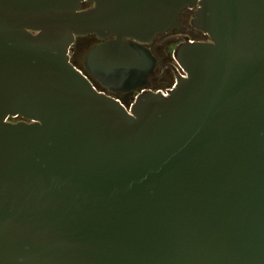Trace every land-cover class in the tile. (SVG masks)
Wrapping results in <instances>:
<instances>
[{
  "label": "water",
  "instance_id": "1",
  "mask_svg": "<svg viewBox=\"0 0 264 264\" xmlns=\"http://www.w3.org/2000/svg\"><path fill=\"white\" fill-rule=\"evenodd\" d=\"M0 264H264V0H0Z\"/></svg>",
  "mask_w": 264,
  "mask_h": 264
},
{
  "label": "flooded vegetation",
  "instance_id": "2",
  "mask_svg": "<svg viewBox=\"0 0 264 264\" xmlns=\"http://www.w3.org/2000/svg\"><path fill=\"white\" fill-rule=\"evenodd\" d=\"M93 6L88 3H83L81 5V11L88 10L92 8ZM196 12L195 10H188L186 9L181 13V18L179 20V24L181 29L175 30V31H168L163 35L157 36L152 43L145 45V47L152 53V55L157 60V67L154 72V77L150 80V85L147 89H145L143 92H154V93H167L169 90H171L175 83V72L173 67L176 66V62L173 59V52L171 53V48L174 47V50L177 46L180 44L186 42L187 40L191 42H208V38L201 34L200 32L196 31L192 26L191 22L194 18V14ZM92 39L96 45L101 44L103 41H100L96 39L95 37H87ZM87 38H79V39H87ZM78 40V39H77ZM92 47V48H94ZM73 48V47H72ZM72 51V49H71ZM71 53V52H70ZM85 67V65H84ZM96 86V89L100 92H103L120 103H124L126 100L125 95H113L108 92H106L104 89H102L98 84L94 83ZM141 92H135L131 94L130 97V103L132 100L136 99V97ZM14 123L20 122V120L11 121Z\"/></svg>",
  "mask_w": 264,
  "mask_h": 264
},
{
  "label": "rangeland",
  "instance_id": "3",
  "mask_svg": "<svg viewBox=\"0 0 264 264\" xmlns=\"http://www.w3.org/2000/svg\"><path fill=\"white\" fill-rule=\"evenodd\" d=\"M96 43L90 39H78L76 40V43L73 48V52L71 55V61L72 63L85 74V58L88 54V52L94 47ZM171 53L174 51V47L171 48Z\"/></svg>",
  "mask_w": 264,
  "mask_h": 264
},
{
  "label": "built area",
  "instance_id": "4",
  "mask_svg": "<svg viewBox=\"0 0 264 264\" xmlns=\"http://www.w3.org/2000/svg\"><path fill=\"white\" fill-rule=\"evenodd\" d=\"M100 92H101V91H100ZM102 93H103V92H102ZM133 103H134V99H133L132 102L129 104V106L127 107V109H130V108L132 107Z\"/></svg>",
  "mask_w": 264,
  "mask_h": 264
}]
</instances>
